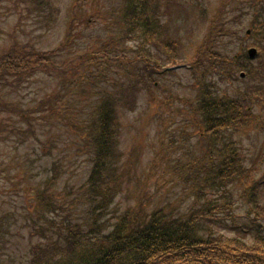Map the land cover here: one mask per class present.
I'll list each match as a JSON object with an SVG mask.
<instances>
[{"label":"trees","instance_id":"16d2710c","mask_svg":"<svg viewBox=\"0 0 264 264\" xmlns=\"http://www.w3.org/2000/svg\"><path fill=\"white\" fill-rule=\"evenodd\" d=\"M61 1L15 0L3 9L50 31ZM193 3L70 0L55 47L13 31L0 43V148L27 147L12 161L0 153V195L23 194L22 227L43 240L27 264H264V145L251 156L253 140L244 139L264 132V20L252 24L255 61L243 42L238 52L221 49L226 38H217L237 33L215 26L217 13L208 24L211 41L206 34L192 54L173 56L185 43L166 37L168 15ZM184 59L197 82L194 100L162 84L164 69ZM40 77L53 81L50 91L35 103L16 98ZM177 101L181 115L166 116ZM130 132L138 143L128 151ZM222 221L242 233L215 230ZM243 228L257 229L253 242ZM40 253L48 255L42 263Z\"/></svg>","mask_w":264,"mask_h":264},{"label":"rangeland","instance_id":"374dc122","mask_svg":"<svg viewBox=\"0 0 264 264\" xmlns=\"http://www.w3.org/2000/svg\"><path fill=\"white\" fill-rule=\"evenodd\" d=\"M15 0H0V10H3L5 14L0 16V43L4 42L5 38L10 34L9 32L13 31L18 36L23 39H28L32 43H34L37 47L50 48L55 47L60 40L63 38L67 23V9L69 6L70 0H62L61 1V10L62 16L60 18L59 24L55 30H46L45 28H40L39 25H35L36 21L33 18L24 15V19L20 21V17L17 15H10L9 13L14 12L6 11L3 8L8 6L13 8V3ZM18 4L21 7H24V4L19 1ZM193 10H185V9H171L170 14L168 15V22L170 23V27L168 29V34L166 37L172 38L173 40H177L179 37L184 39L185 47L179 51L171 54L173 56L185 57L186 52L192 54L197 47H199L205 39V36H209L211 41V32L208 28V24L211 21L212 17L217 13L218 18L215 22V26L219 25V27L231 26V30L234 33H237L232 40V37H218V41H222L225 39V42L222 45L223 51H240V44L243 42L248 45L247 48L251 47L252 39H247L246 32L248 29H251V26L255 19H259V21L264 20V0H194L192 4ZM250 11L249 15L241 16L240 12L242 11ZM182 11L189 12L188 15L181 16ZM247 12V11H246ZM2 13V12H1ZM9 14V15H8ZM224 17V18H223ZM236 18L240 20L238 23H233L232 18ZM182 18V20H180ZM220 20V21H219ZM19 22H21L19 26ZM258 22V21H257ZM236 27L240 32L236 31ZM216 40V39H215ZM216 40V41H217ZM229 40H232L231 43ZM229 41V44H228ZM169 54V53H167ZM170 55V54H169ZM157 59L161 62H164V57H160L158 55ZM179 63H183L185 65H189V60L184 59ZM188 63V64H186ZM170 65V64H169ZM180 70L177 75H168L163 77L162 84L167 90L168 94H173L174 96H179L181 99H191L194 100L196 97L197 91V82L193 73H186L187 69L184 68ZM53 81L46 77H40L35 79L31 84H29L25 89L21 90L19 94L16 95V98L25 99V101L35 103L38 101L42 95L46 93V91H50L51 85ZM223 85H228V83L222 82ZM169 97V96H168ZM168 111L166 116L181 115L179 114V110L183 108V103L177 101L175 106L171 104H167ZM151 109H148V113ZM153 113V112H152ZM152 113L151 115L152 117ZM156 113V112H155ZM160 112H158V115ZM180 117H178L179 119ZM175 119L174 121H178ZM152 125V123H151ZM145 132L147 131L146 127L144 128ZM171 132V130H168ZM147 135L150 132H146ZM130 134V137L129 135ZM154 131H152L151 136H153ZM137 136L133 132L126 133L123 139V146L129 151L134 144L138 143V140H133V137ZM150 137V136H148ZM244 139H252L254 148L251 151V156L256 155V153L261 149L262 145H264V132L254 131L251 134H244ZM152 138H149V144L151 143ZM246 142V141H245ZM247 145L248 142H246ZM157 144V143H156ZM5 145V146H4ZM15 149V150H14ZM27 147L24 149H18L16 146L12 144H3V148H0V153L6 157L9 161H12L15 157L19 156L21 152H26ZM151 159V153L145 152L142 156L143 162H148ZM45 163V160H44ZM40 171H43L40 170ZM261 172H257L256 176L259 177ZM45 173L41 175L40 181H43L45 178ZM151 187L154 186L155 180L152 179ZM179 187H173L171 191L178 189ZM174 197L177 198L180 196V191H174ZM130 201L133 202L132 195L129 197ZM123 199L122 205L127 204L128 202L125 200V197H121ZM119 201V199H118ZM24 205L23 194L21 195H9V194H1L0 195V225L3 227H7L10 223L13 224V228L10 231H5V228L0 227V264H27L29 260V256L31 254V246L34 243H40L42 240L38 239L37 236H31L30 228H23V218L24 216L21 213H24L22 207ZM264 214V211H263ZM256 213H253V217ZM242 218H238L237 222L240 224L244 221V216L241 214ZM20 219V221L15 226V221ZM59 216L52 215V219L56 221L59 220ZM226 224V225H224ZM219 223H213L214 229L219 231L222 234L227 236H233L235 233H242L240 229L231 230L230 221H222ZM264 223V218L262 219ZM244 234L246 235V240L250 243L254 241V236L257 229H253L250 233H245L247 230L243 228ZM264 232V231H263ZM62 247H64L63 242L61 241ZM59 256H62L59 254ZM48 259V255H43L40 253L37 260L41 263Z\"/></svg>","mask_w":264,"mask_h":264},{"label":"water","instance_id":"95a60500","mask_svg":"<svg viewBox=\"0 0 264 264\" xmlns=\"http://www.w3.org/2000/svg\"><path fill=\"white\" fill-rule=\"evenodd\" d=\"M250 54H251V56L253 57V56L255 55V51H254V50H251V51H250Z\"/></svg>","mask_w":264,"mask_h":264}]
</instances>
